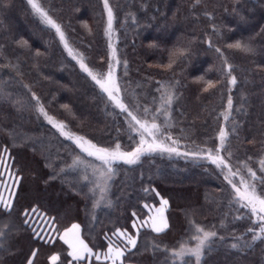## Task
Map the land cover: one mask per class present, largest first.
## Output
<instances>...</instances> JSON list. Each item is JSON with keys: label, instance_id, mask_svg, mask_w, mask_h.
I'll return each mask as SVG.
<instances>
[{"label": "trees", "instance_id": "obj_1", "mask_svg": "<svg viewBox=\"0 0 264 264\" xmlns=\"http://www.w3.org/2000/svg\"><path fill=\"white\" fill-rule=\"evenodd\" d=\"M42 2L62 25L70 45L84 55L85 62L94 70L106 72L109 39L104 34L107 13L103 0ZM194 3L195 0H109L117 55L122 62L117 70L118 78L124 77L122 97L126 103L138 100L154 110L158 105L150 101L159 96L157 82L179 80L180 98L173 104L175 126L170 131L180 139L181 151L197 145L214 147L219 143L216 137L223 125L229 131L227 147L233 153L229 160L233 170L249 156L253 157L249 164L255 169V161L264 154V0H200L192 7ZM213 25L219 28L223 39L213 34ZM209 37L221 48L237 39L251 40L255 47V54L224 49L236 66L233 74L237 85L231 94L234 109H241L233 111L229 122L219 115L226 106L227 93L223 97L219 89L205 93L203 82H196L200 75L205 80L220 78L218 55L204 42ZM193 39L196 42L187 60L172 70L157 67L167 63L169 49ZM21 40H27L28 46H20L17 42ZM37 50L43 55L35 57ZM124 60L128 62L127 76ZM0 88H5L11 97L6 100L0 96V148H9L13 166L23 176L14 213L17 221L24 208L39 205L62 223H80L90 246L95 242L97 250H106L105 233L116 227L132 232L131 213L136 211L143 218L146 210L142 204L156 206L163 197L169 200L168 230L157 236L150 229H142L137 249L126 254L124 264H171L163 245L171 248L177 241L187 239L189 219L207 227L219 226L223 219L227 225L220 234L228 239L216 240L201 264H264V241L251 248L229 247L235 242L229 234L240 235L248 221L232 219L236 213L228 204L229 186L207 160L152 153L135 165L120 164L109 193L113 206L98 208L95 220L85 213L86 205L91 209V201L84 196L89 185L79 169H68L60 179L45 183L52 172L46 163L57 170L68 168L72 163L70 154L79 150L27 104L32 92L40 97L49 114L68 124L71 131L101 145L119 141L129 146L131 142L126 114L107 101L106 94L80 70L55 30L32 12L27 0H0ZM64 104L69 105L70 111L61 107ZM232 119L240 125L235 134L231 133ZM10 134L17 136L15 147ZM21 143L24 146H19ZM149 187L160 196L145 194L143 189ZM153 237L163 242L161 249L144 251ZM12 247L11 254L0 258L2 264H26L31 250L36 248L40 251L35 264H49L47 257L59 251L62 244L57 241L55 245H45L33 239L25 228L14 237Z\"/></svg>", "mask_w": 264, "mask_h": 264}, {"label": "snow or ice", "instance_id": "obj_2", "mask_svg": "<svg viewBox=\"0 0 264 264\" xmlns=\"http://www.w3.org/2000/svg\"><path fill=\"white\" fill-rule=\"evenodd\" d=\"M199 3L200 0H195L192 7ZM27 4L44 24L55 30L67 55L76 61L80 70L87 74V77L94 82L100 92L106 94L107 101L119 109L121 114H126L125 123L129 133L128 139L131 142L129 146H124L119 141L101 145L85 135L71 131L68 124L49 114L40 97L32 92L27 104L34 108L38 116L43 117L52 128L56 129L60 136L71 141L75 149L79 150L70 154L72 155V163L68 168L57 170L51 163H46L45 166L52 168V172L45 183L60 179L61 174H66L68 169L82 167L84 170L83 179L89 185L84 196L86 200L91 201V209L86 205L85 213L90 215L92 220H95V213L98 208L113 206L109 193L120 164L135 165L142 157L152 153L182 156L186 159H204L219 170V175L229 186L228 204L236 213L232 219L248 221V226L240 235H236L234 232L229 234L235 241L229 247L232 249L251 248L256 243L264 241V154L255 161L258 165L257 168L254 169L249 164V161L253 160V157L249 156L241 162V167L233 170V166L229 163L233 153L227 147L230 143L229 131L223 125L220 126L216 137L219 143L214 147L197 145L196 148L181 151L180 139L174 137L170 131L175 126L172 122L173 104L180 98L179 80L157 82L159 86L156 88V92L159 93V96H153L150 101L151 104L158 105L154 110L148 105H141L138 100L135 103H126L122 97L124 77L118 78L117 76V66L121 65L122 62L117 56V48L111 42L114 31V14L109 5V0H103V7L107 13L104 34L109 39L106 72L94 70L85 62L84 55L70 45L62 25L49 14V11L43 6L42 0H27ZM205 15L210 18V14L205 13ZM83 26L88 27L86 23ZM212 29L217 39H223L219 28L213 25ZM88 30L91 33V29ZM195 42L193 39L187 44L172 47L168 50L167 63L158 64L157 67L172 70L175 65L187 60L192 55V44ZM204 42L218 55L220 67L217 71L220 78L216 81L205 80L204 76L200 75L196 82H203L202 91L205 93L214 89H219L221 97L227 93L226 106L219 115L223 117L225 122H229L233 111H240L241 109H234L231 94L232 88L237 85V76L233 74L236 66L230 62L224 49L239 51L244 54H255V47L251 40L244 42L237 39L234 42H226L224 48L217 46L211 37ZM17 43L22 47L28 46L27 40H21ZM34 55L39 57L43 53L37 50ZM123 68L124 76H127V60L123 61ZM29 91H31L30 88ZM0 96L6 100L11 99L5 88H0ZM16 104L23 107L20 101H16ZM61 107L70 111L67 104ZM231 123V133L235 134L240 125L235 119H232ZM10 136L13 147L17 146V136L14 134H10ZM19 146H24V144L21 143ZM12 161L9 148H0V258L14 251L12 247L14 237L27 228L33 239H37L45 245L52 246L57 241L61 242V249L47 257L49 264H93V262L95 264H124L126 254L137 249L142 229H150L152 233L158 236L166 233L169 228L168 217L165 214L169 200L163 197L159 199V206L148 202L142 204V208L146 210L143 218L136 211L131 213L134 218L131 224L132 232L127 228L116 227L110 233H105L103 239L106 242V250L103 247L97 250L98 246L95 242H92L90 246L80 223H62L61 219L48 215L39 205L24 208L20 212L19 221H17L14 213L23 176L18 168H14ZM258 172L260 173L259 176L257 175ZM143 192L145 194L155 193L156 196H160L159 192L151 187L144 188ZM76 194L79 195L80 192L78 191ZM226 228L227 225L223 219L219 226L212 225L211 227L204 226L194 219H189L187 239L177 241L171 248L163 245V250L168 253L167 259L171 261V264H190L192 260H194V264H201L204 256L216 240L225 241L228 239L227 236L220 234V229ZM152 239L153 242L150 245L145 244L144 251H148L149 248L153 251L161 249L163 242L157 241L155 237ZM39 251L38 248L32 249L26 264H35ZM0 264H2V259H0Z\"/></svg>", "mask_w": 264, "mask_h": 264}, {"label": "rangeland", "instance_id": "obj_3", "mask_svg": "<svg viewBox=\"0 0 264 264\" xmlns=\"http://www.w3.org/2000/svg\"><path fill=\"white\" fill-rule=\"evenodd\" d=\"M113 29H114V25H113ZM116 40H117V37H116V33H115V30L113 31V36H112V40H111V42L114 44V46L116 47ZM118 56V55H117ZM117 70H118V66H117ZM75 169H79L81 172H83V174H84V170H83V168L81 167V168H75ZM84 176V175H83ZM156 206H159V204L158 205H156ZM166 214V213H165ZM166 216H167V214H166Z\"/></svg>", "mask_w": 264, "mask_h": 264}]
</instances>
